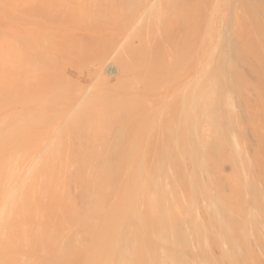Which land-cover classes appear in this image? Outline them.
<instances>
[{
    "label": "bare ground",
    "instance_id": "1",
    "mask_svg": "<svg viewBox=\"0 0 264 264\" xmlns=\"http://www.w3.org/2000/svg\"><path fill=\"white\" fill-rule=\"evenodd\" d=\"M0 264H264V0H0Z\"/></svg>",
    "mask_w": 264,
    "mask_h": 264
},
{
    "label": "rangeland",
    "instance_id": "2",
    "mask_svg": "<svg viewBox=\"0 0 264 264\" xmlns=\"http://www.w3.org/2000/svg\"><path fill=\"white\" fill-rule=\"evenodd\" d=\"M33 12H35V11H33ZM33 12L31 11V13H33ZM33 14H34V13H33ZM39 14H40V13H39ZM39 14H38V13H35V15H32V16H38ZM46 22H47V21H46ZM32 26H33V25H31L30 27L32 28ZM18 27H19V26H18ZM18 27L16 26V28H18ZM33 28H34L33 31H35V30L37 31V30H38V28H37V29H35V27H33ZM33 28H32V29H33ZM32 29H31V30H32ZM16 30H17V29H16ZM18 30H19V29H18ZM22 30H23V29H22ZM22 30H21V31H22ZM29 30H30V29H29ZM36 31H35V32H36ZM23 32H24V31H23ZM35 32H33V33H34V34H33V33H30V31H29V33L32 34V35H31V37L27 36L28 39H30V40H29V43H31L30 46H31L33 43H35V42L33 41L34 36H35V38H36ZM38 32H39V33L41 34V36H42L41 31H38ZM38 32H37V33H38ZM27 33H28V31H27ZM27 33H26V34H27ZM37 33H36V34H37ZM30 34H28V35H30ZM37 35H38V34H37ZM45 36H46V35H45ZM45 36H44V37H45ZM37 37H38V36H37ZM39 38H40V37H39ZM41 38H42V37H41ZM49 38H50V37H49ZM37 39H38V38H37ZM35 40H36V39H35ZM45 40L47 41V39H45ZM45 40H44V42H46ZM49 40H50V42H51L53 39L50 38ZM113 40H114V41H113ZM30 41H31V42H30ZM89 41H90V40H89ZM89 41H87V42H89ZM102 41H103V40H102ZM16 42H17V41H16ZM32 42H33V43H32ZM54 42H55V40H54ZM61 42H62V44H63V41H61ZM61 42H60V43H57V44L60 45ZM64 42H65V41H64ZM17 43H18V42H17ZM51 43H53V42H51ZM66 43H67V42H66ZM66 43H65V44H66ZM90 43H91V42H90ZM90 43H86V42H84V43H82V44H80V45L83 46V48H84L83 50H88V48H91L90 46H92V47L94 46V47H93V48H94V51H96L95 48H96L97 46L95 47V44H94V45H91ZM92 43H96V42H95V41H94V42L92 41ZM97 43H99V42H97ZM106 43H107V41H106ZM106 43H105V41H104V45H105ZM18 44H19V43H18ZM47 44H48V42H46V45H47ZM49 44H50V43H49ZM49 44H48V45H49ZM83 44H84V45H83ZM101 44H103V43H101ZM108 44H109V45L111 44L109 47H111L110 49H114V50L110 53V55H108V57L106 58V60H105L104 56H102V55H98V56L95 55V56H97V58H99L101 62L103 61V60H101V59L104 58V60H105V62L103 61L104 63L113 65V64H112L113 62H112L111 60H112V59H113V61H114V60H117V62H118V58H119V57L117 58V57H116V54H117V56H118V52H119L120 57H121L122 53L124 52L123 50L125 49V48H123V46H124L125 44L122 45V43H121L122 48L119 47V46H120V43L117 42L116 38L112 39V40L110 41V43H108ZM52 45H53V44H52ZM54 45H55V44H54ZM63 45H64V44H63ZM71 45L73 46V44H71ZM71 45H70V46H71ZM75 45H76V44H75ZM99 45H100V44H98V46H99ZM50 46H51V45H50ZM60 46H62V45H60ZM66 46H67V44H66ZM88 46H89V47H88ZM107 46H108V45H107ZM34 47H35V44H34V46H32V50H31V51L29 52V54H28V55H30V57H31V54H32L33 52H34V54L37 52V51L35 52L36 49H35ZM68 47H69V46H68ZM73 47H74V46H73ZM73 47H71V48H73ZM76 47H77V46H76ZM101 47H102V45H101ZM101 47L96 48V49L98 50V51H97V52H98L97 54H99V52L102 51V50H100ZM118 47H119V48H118ZM124 47H125V46H124ZM33 48H34V50H33ZM93 48H91V49L93 50ZM107 48H108V47H107ZM73 49H74V48H73ZM73 49L71 50L72 52L75 51V50H73ZM80 49H81V48H80ZM91 49H89L88 51H89V52H92L91 54L94 55V52H93V51H90ZM101 49H102V48H101ZM103 49H104V47H103ZM110 49L108 48V51H109V52H110ZM122 49H123V50H122ZM83 50L81 49V51H83ZM115 50H116V51H115ZM118 50H119V51H118ZM120 50H121V52H120ZM32 51H33V52H32ZM77 51L79 52V50H77ZM81 51L79 52V57H80ZM106 51H107V50H106ZM108 51H107V52H108ZM122 51H123V52H122ZM83 52H84V51H83ZM109 52H108V53H109ZM73 53H74V52H73ZM100 53H101V52H100ZM103 53H104V51H103ZM113 53H116V54H114V56L116 57V58L114 57L115 59H114V58L111 59ZM124 53H125V52H124ZM77 54H78V53H77ZM82 54H85V55L87 54L86 56H89L88 53H87V51L84 52V53H82ZM91 54H90V55H91ZM70 55H72V54H70ZM75 55H76V54H75ZM93 55H92V56H93ZM123 55L125 56V54H123ZM35 56H36V54H35ZM86 56H85V57H86ZM95 56H94V58H95ZM70 57H72V56H70ZM85 57H84V55H83V57L81 56L80 62H81V60H82L83 58L86 59ZM87 58H88V60H90V57H87ZM91 58H92V57H91ZM65 59H66V58H65ZM70 59H72V61H76V60H78V62H79L78 55H77V58L75 57V60H74L73 57L70 58ZM70 59H69V60H70ZM99 59H98V61H99ZM109 59H110V60H109ZM63 60H64V59H63ZM66 60H67V59H66ZM93 60L95 61V59H93ZM108 60L111 61V62H109ZM67 61H68V60H67ZM67 61H66V62H65V61H62V62L59 61L58 63L56 62L55 64H57V65H60V64H61V66L64 67V68H63L64 75L66 76V75L68 74V75H67V78H68L69 76L72 77L71 79H67V80H68V81H70V80H71V81H74V83H75V87H74V83H73V86H71L72 84H70L71 88L68 86V87H66V89L64 88L65 90L62 89V93H64V95L71 96L72 94H74V92L76 93V91H74L73 88H72V87H74L75 90H77V94H76V95H73V96H76V97H91L92 95H94V94L96 93L97 82H93V81H95V79H93V81H92V78H91L90 76L87 75V71H88V70H87L86 72H84V71H85V67H88L89 69H92V68H93L92 66H94V62L92 61V62H93V63H92L93 65H92L91 67H89V66H85L84 68H83V67L80 68V66H82V63L79 64V63L76 62L77 64H73L74 62H73V63L70 62V64H69V62L67 63ZM82 61H83V60H82ZM63 62H65V63L63 64ZM84 62H88L87 59H86L85 61H83V63H84ZM89 62H90V61H89ZM71 63H72L73 66H75L76 68L73 67V66L71 65ZM115 63H116V62H115ZM115 63H114V64H115ZM90 64H91V63H87L86 65H90ZM71 66H72V68H70ZM78 66H79V67H78ZM65 67H66V68H65ZM73 68H74V70H71V71H70V69H73ZM88 68H86V69H88ZM64 69H66V72H65ZM83 69H84V70H83ZM75 70L78 71V72H80V73L76 72ZM68 71H69V72H68ZM107 71H108V72H107ZM71 72H74V73L71 74ZM109 72H110V71L106 69V72H105V73L107 74V73H109ZM75 73H76V74H75ZM55 74H56V73L48 74L47 77H49V76H51V75L54 76ZM70 74H71V75H70ZM115 74H116V72H113V73H111V74H109V75L113 78ZM72 75H74V76H72ZM81 75H82L83 78L80 77ZM84 75H85V76H84ZM56 76H57V75H56ZM47 77L44 78V79H46V81L49 82V79H47ZM73 77H75V78H73ZM78 77H79V78H78ZM88 77H89V78H88ZM49 78H50V77H49ZM51 78H52V77H51ZM53 78H54V77H53ZM53 78H52V80H53L52 82H57V83H58V80H59V81L62 80L61 78L58 79L57 77H55V78H57V81H54ZM65 78H66V77H65ZM77 79H78V80H77ZM81 79H82L83 81L85 80V82H83ZM50 80H51V79H50ZM79 80H81V81H80V82H77V83L75 82V81H79ZM96 80H97V79H96ZM112 80H113V81H112L113 84L116 82L115 85H116V87H118L117 85H118L119 82L116 81L115 79H112ZM50 82H51V81H50ZM90 82H93V83H90ZM117 82H118V83H117ZM121 82H122V81H121ZM78 83H79V85H78ZM80 83H81V84H80ZM84 83H86V85H84ZM88 83H90V84H92V85L90 86ZM66 84H67V83H66ZM87 84H88V86H87ZM62 85H64V84H62ZM62 85H61V86H62ZM81 85H82V87H81V89H80L79 87H80ZM64 86H65V85H64ZM93 86H96V87L94 88ZM76 87H78V88L80 89L81 92H78V88H76ZM85 87H86V88H85ZM90 87H91V89H88V88H90ZM61 88H62V87H61ZM67 88H68V89H67ZM92 88H93V89H92ZM69 89H72V90H70V92L72 91V92H71L72 94H70L69 91L66 92V91L69 90ZM87 89H88V90H87ZM69 94H70V95H69ZM73 96H72V97H73ZM51 116H52V114H51ZM44 117H45V118H44ZM44 117H43V118H44L43 121H41V120H40V121H39V120H26V121L30 122L32 125H34V123H37L36 121H38V124H41L40 122L43 123L45 120L47 121L46 117H47V118H50L49 116H44ZM52 117H53V116H52ZM57 117H58V116H54L52 119L50 118V119H51L50 121L44 122L45 127L43 128V132H42V134H41V132H40V133L38 132V134H41V135H37V134H36L37 137L42 136L41 139H44L43 137H45V136L49 133V132H46L47 134L44 135V134H45V130L47 131L46 128L48 127V125H50L49 123H51L52 121H53V123H54V119L57 118ZM43 118H42V119H43ZM58 118H59V117H58ZM60 119H62V118L55 119V121H57V120L60 121ZM62 120H63V119H62ZM62 120H61V121H62ZM61 121L58 123L59 126H56L57 128H59V129L57 130L56 134H57V133H58V134H62L61 129H63V128H61V125H62V124H61ZM64 121H65V119H64ZM68 121H69V122H68ZM71 121H72V120H71ZM71 121L66 119L65 122H68V124L64 122L65 125H64L63 127H65V126H67V125H71V124H72V123H70ZM57 122H58V121H57ZM57 122L54 123V124L57 125ZM62 122H63V121H62ZM53 123H52V124H53ZM64 123H63V124H64ZM52 124H51V125H52ZM54 124H53V125H54ZM41 125H42V124H41ZM41 125H40V126H41ZM53 125H52V126H53ZM55 125H54V126H55ZM52 126H51V127H52ZM51 127L49 126V129H51ZM56 127H54V128H56ZM69 127H70V126H69ZM41 128H42V126H41ZM54 128L52 127V130H53ZM66 128H68V127H66ZM66 128H65V129H66ZM36 129H40V128H36ZM36 129H35V130H36ZM49 129H48V131H50ZM52 130H51V131H52ZM55 130H56V129H55ZM36 131H38V130H36ZM36 131H35V132H36ZM40 131H41V130H40ZM62 131H64V130H62ZM50 133H51V132H50ZM64 133H65V131H64ZM64 133H63V134H64ZM70 133H71V132H70ZM58 134H57V135H58ZM45 138H46V137H45ZM36 139H40V137H39V138H36Z\"/></svg>",
    "mask_w": 264,
    "mask_h": 264
}]
</instances>
